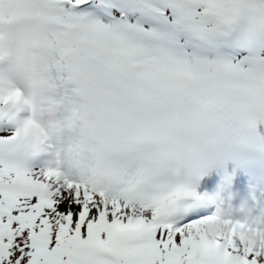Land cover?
<instances>
[{
	"label": "snow or ice",
	"instance_id": "obj_1",
	"mask_svg": "<svg viewBox=\"0 0 264 264\" xmlns=\"http://www.w3.org/2000/svg\"><path fill=\"white\" fill-rule=\"evenodd\" d=\"M262 126L264 0H0V264H264L198 191Z\"/></svg>",
	"mask_w": 264,
	"mask_h": 264
},
{
	"label": "clouds",
	"instance_id": "obj_2",
	"mask_svg": "<svg viewBox=\"0 0 264 264\" xmlns=\"http://www.w3.org/2000/svg\"><path fill=\"white\" fill-rule=\"evenodd\" d=\"M200 203L230 219L234 234L245 232L264 237V202L255 201L246 191L233 192L222 184L217 185Z\"/></svg>",
	"mask_w": 264,
	"mask_h": 264
},
{
	"label": "rangeland",
	"instance_id": "obj_3",
	"mask_svg": "<svg viewBox=\"0 0 264 264\" xmlns=\"http://www.w3.org/2000/svg\"><path fill=\"white\" fill-rule=\"evenodd\" d=\"M261 131H264V126H262V128H261ZM248 173H249V177H250V182H249V187L251 188V190L255 193V194H257V195H255V194H252V193H250V192H247L249 195H252V197L253 196H255V199H256V201H258V202H264V186H260V185H258L257 183L256 184H254L252 181L255 179V178H257V177H259L260 176V173H259V171L258 170H249L248 171ZM248 187V188H249ZM248 188L246 189V190H248Z\"/></svg>",
	"mask_w": 264,
	"mask_h": 264
}]
</instances>
